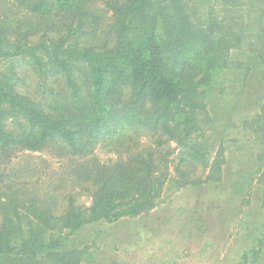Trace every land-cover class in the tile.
I'll return each instance as SVG.
<instances>
[{"label": "trees", "instance_id": "obj_1", "mask_svg": "<svg viewBox=\"0 0 264 264\" xmlns=\"http://www.w3.org/2000/svg\"><path fill=\"white\" fill-rule=\"evenodd\" d=\"M15 1L41 18L67 16L68 23L62 22L65 33L56 38L43 33L33 43L29 31L11 40L0 18V150L63 143L73 153H87L98 141L122 146L143 130L157 135L159 146L173 139L184 154L180 163L199 161L208 168L207 182L221 180L226 133L217 132L207 99L216 77L231 65L242 70L253 61L262 68L264 85V0H107L112 45L88 41L97 34L82 28L89 24L82 0ZM241 47L248 62L230 60V50ZM21 64L37 74L48 94L57 92L44 80L60 79L69 100L49 110L20 94ZM258 108L242 124L264 139V95ZM215 135L222 139L211 150ZM143 149L109 171L102 166L91 204L76 206L69 197L60 215L35 195L21 200L9 183L10 191L0 195V264H79L87 247H71L70 240L81 227L151 210L171 177L163 170L153 176V151ZM262 166L256 179L264 191ZM261 208L264 212V199ZM241 257L244 264H264V223Z\"/></svg>", "mask_w": 264, "mask_h": 264}, {"label": "rangeland", "instance_id": "obj_2", "mask_svg": "<svg viewBox=\"0 0 264 264\" xmlns=\"http://www.w3.org/2000/svg\"><path fill=\"white\" fill-rule=\"evenodd\" d=\"M105 1H81L83 17L89 21L82 28L97 34L93 39L87 36L88 41L112 45L113 35L106 32L113 15ZM0 18L11 40L19 31H29L27 39L33 43L43 33L56 38L67 31L62 25L63 21L68 23L67 16L56 13L41 18L15 0H0ZM247 57L244 47L230 50L232 61L248 62ZM253 64L249 61L247 69L231 65L223 70L207 99L208 108L218 119L214 121L217 132L226 133V163L219 182L206 181L208 168L199 161L180 163L184 154L173 139L159 146L154 142L157 135L140 130L122 146L98 141L87 153H73L63 148V143L0 150V174L4 173L0 195L10 191L7 185L11 183L20 190L21 200L35 195L54 214L64 213L69 197L76 206H89L102 166L109 171L115 162H129L138 150L149 147L153 151V176H160L163 170L171 177L165 179L155 206L135 217L99 220L81 227L70 240L71 247H87L79 264H244L242 252L254 244L264 223V191L256 179L258 169L264 165V139L255 138L252 130L242 124L259 109L264 95L262 68ZM17 75L18 92L49 110L56 102L69 100L68 90L58 78L44 80L57 92L52 95L44 91L43 81L27 65L21 64ZM123 95L127 96L128 91ZM221 139L215 135L209 149H215Z\"/></svg>", "mask_w": 264, "mask_h": 264}]
</instances>
